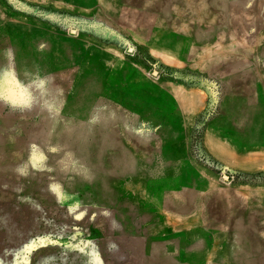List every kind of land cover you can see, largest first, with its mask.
Returning a JSON list of instances; mask_svg holds the SVG:
<instances>
[{
  "label": "rangeland",
  "instance_id": "374dc122",
  "mask_svg": "<svg viewBox=\"0 0 264 264\" xmlns=\"http://www.w3.org/2000/svg\"><path fill=\"white\" fill-rule=\"evenodd\" d=\"M0 264H264V0H0Z\"/></svg>",
  "mask_w": 264,
  "mask_h": 264
},
{
  "label": "bare ground",
  "instance_id": "6f19581e",
  "mask_svg": "<svg viewBox=\"0 0 264 264\" xmlns=\"http://www.w3.org/2000/svg\"><path fill=\"white\" fill-rule=\"evenodd\" d=\"M194 95V94H193ZM193 95H192V97H193ZM175 96L177 97V101L178 102H180V104L182 105V104H186L187 103V105L188 106H191V107H193L194 106V100H193V98H191V96L190 95H186V94H183V93H180V92H177L176 94H175ZM246 120V119H245ZM245 159V158H244ZM241 228V227H240ZM233 238H235V236L233 237ZM246 238V237H245ZM250 238V237H249ZM240 239V238H239ZM234 245H235V243H234ZM250 245V244H249ZM233 258H235V257H233Z\"/></svg>",
  "mask_w": 264,
  "mask_h": 264
}]
</instances>
